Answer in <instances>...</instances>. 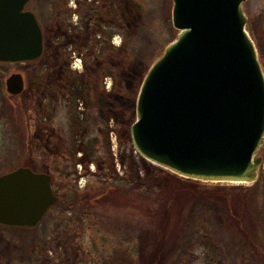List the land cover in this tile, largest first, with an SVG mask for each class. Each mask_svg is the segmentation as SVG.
<instances>
[{"label": "rangeland", "instance_id": "1", "mask_svg": "<svg viewBox=\"0 0 264 264\" xmlns=\"http://www.w3.org/2000/svg\"><path fill=\"white\" fill-rule=\"evenodd\" d=\"M152 1L144 0L149 5L144 9L134 0H32L29 5L47 34L40 60L43 70L39 73L34 61L0 62V175L20 166L53 175L57 167L49 142L40 144L35 127L41 109L38 89L44 83L48 99L51 95L62 100L74 96L73 114L62 108L64 114L81 119L87 105L95 113L78 127L72 121L67 125L63 114L58 121L65 129H57L64 138H59L60 151L75 159L76 174H84L77 182L78 193H86L89 200L76 205H71L72 200L57 202L35 227L0 224V264H74L66 241L75 222L79 233L76 247L84 254L78 264H264V223L259 221L258 207L262 206L256 203L257 188L243 189L251 196H239L234 189L252 188L255 182L198 184L135 150L131 129L137 118L141 85L169 44L154 59L150 55L155 49L152 37L139 33V24L156 0ZM157 7L161 20L154 28L153 39L165 36L164 39L175 40L179 30L173 26L169 33L165 26L169 17L172 20L173 0H158ZM260 7L261 0L243 4L250 16L247 28L264 68ZM85 19L88 33L85 38L74 39L82 46L79 51L73 42L77 33L74 27L76 21L84 23ZM142 42L146 46L142 51L136 50V43ZM124 51L130 56L122 63ZM77 57L86 63L85 70L81 66L71 68L70 61ZM51 67L53 77L65 78L52 88L48 85ZM17 72L24 73L26 80V89L19 95L10 93L6 83ZM97 118H104L105 123L99 129L96 124L97 130H92ZM257 157H264V144ZM61 168L69 172L67 166ZM258 174L264 180L261 166ZM64 177L59 180L56 193L72 199L77 195L67 192ZM141 181L146 185L155 183L159 196H141L137 192ZM244 196L251 202L247 200L246 204ZM77 243L74 240V246Z\"/></svg>", "mask_w": 264, "mask_h": 264}, {"label": "water", "instance_id": "2", "mask_svg": "<svg viewBox=\"0 0 264 264\" xmlns=\"http://www.w3.org/2000/svg\"><path fill=\"white\" fill-rule=\"evenodd\" d=\"M32 0H0V62L35 61L44 34ZM245 0H173L179 30L145 76L131 134L136 151L185 178L258 179L264 144V68ZM12 94L23 74L6 81ZM53 177L28 166L0 175V224L31 228L57 203Z\"/></svg>", "mask_w": 264, "mask_h": 264}, {"label": "flooded vegetation", "instance_id": "3", "mask_svg": "<svg viewBox=\"0 0 264 264\" xmlns=\"http://www.w3.org/2000/svg\"><path fill=\"white\" fill-rule=\"evenodd\" d=\"M249 0H245L244 4L246 5V3L248 2ZM77 8H78V5H77ZM80 11L79 8L76 9V12ZM37 15V14H36ZM38 17V15H37ZM249 14H248V11H247V23H248V20H249ZM39 19V18H38ZM74 19V18H73ZM77 19H79V16H77ZM87 19V18H86ZM86 19L84 20V23H83V20L82 21H76L77 23H75V27H74V31H77V33H75V35L73 36V40L75 39L76 37V40L77 39H80V38H85L84 37V34H87V29H88V22L86 21ZM264 20V0H261V7L259 9V22H260V28H261V31L264 33V27L262 29V26L264 24H262ZM40 22V20H39ZM80 23V24H79ZM41 24V22H40ZM41 27H42V30H43V34H44V51H43V54L40 58H38L37 60L34 61V63H37L36 65V69L39 70V73L42 72L43 70V67H41V62L40 60L43 58L44 56V52H45V39H46V31L43 29V26L41 24ZM59 28H62L61 26H58ZM83 28V30L81 31L80 29ZM263 33H260V35H262V38H264V34ZM77 46H76V49H78L79 51H82V46L77 44L76 41L74 40L73 41ZM83 44V43H82ZM79 53V52H78ZM260 54L262 55V57H264V40L262 39L261 40V44H260ZM84 55V54H83ZM74 57H72L73 59ZM75 59V58H74ZM80 62V63H79ZM81 64V65H80ZM70 66L72 69H75V68H79L80 66L82 68H86V63H84V61L82 62V58H76L75 61H70ZM53 68L51 67L50 68V77L48 78V82H49V87H54L57 85H59L61 83L62 80L64 79H56L55 77L52 76L53 74V71L54 69L52 70ZM20 73V72H19ZM23 74L24 76V73H21ZM63 78V77H62ZM42 80L45 79V78H41ZM24 80H25V76H24ZM44 82L46 81L43 80ZM46 84H40L39 86V89H38V93H39V98L41 99L40 101V107L41 109L39 110L38 112V116L36 117V121H35V127H36V130L38 132V135H39V141H40V144H46V140L49 142V145H50V148L51 150L53 151V154H54V158H55V165L57 167H55V169L53 170V187H54V190H55V193H56V188L58 186V182L59 180H62V176L63 175H67V174H71L72 177L74 178V181L76 182V184H78V180L79 178L81 177L82 179L84 178V174L83 172H81L80 174L81 175H78L75 173V170L73 169L74 167V158L72 157V155H67L66 153H63L62 151H60V148L62 147V142H59V138L60 139H63L64 138L61 136L58 135V131L57 129H60V130H64L65 128L63 127L62 124H59V116L63 115L64 112L62 111V108L64 109V111H68V112H72L73 114V109H75L76 107V104H74V96H70V98H65L64 100H62L60 98H57L53 95H51V98L48 99V94H47V90H45L47 87L45 86ZM26 89V80H25V87H24V90L21 92L23 93ZM20 93V94H21ZM19 95V94H17ZM53 97V99H52ZM76 98V97H75ZM77 99V98H76ZM50 102V103H49ZM48 107H52V110H50ZM86 108H84L85 110V113H83V117L80 119L79 116H74V115H70L68 116L67 114H64L65 118H66V124L68 125V122H69V125L70 122L72 121V123H76V127H78L79 125H81L82 123L86 122V121H90V119L92 118V116L95 114V113H92L90 112L91 110H88V105L86 106ZM79 109H81L79 107ZM59 112H62V113H59ZM77 113H79L77 111ZM64 116H61V117H64ZM103 123V124H102ZM105 123V119H99L97 118L96 122H92V130L96 129V124H97V127L98 129L100 128V125L102 124V126L104 125ZM75 125V124H74ZM97 130V129H96ZM88 131V130H87ZM89 132V131H88ZM62 140V141H63ZM73 147H71L72 149ZM91 156H88L89 160L91 159L90 158ZM61 165H65L67 166V168H69V172L67 173V170H63L62 171V168H61ZM261 168L263 169V173H264V157L262 158L261 160ZM260 179V178H258ZM261 180V179H260ZM264 180H262L263 182ZM264 183V182H263ZM57 197H58V201H60V196L58 193H56ZM73 225V228H69V235L71 236L70 238H68V241H66V244H67V248H70L69 249V252L70 254L72 255L71 259L73 260L74 264H78L79 262V259L81 258H84V254H83V250L82 249H79L77 248L76 246L79 244V233L78 231H76V226H77V223H72ZM74 240H76V242L78 241V243L74 246ZM70 245V247H69ZM247 254L244 255V257H246ZM96 262V261H95ZM101 263H103V260L101 261Z\"/></svg>", "mask_w": 264, "mask_h": 264}, {"label": "trees", "instance_id": "4", "mask_svg": "<svg viewBox=\"0 0 264 264\" xmlns=\"http://www.w3.org/2000/svg\"><path fill=\"white\" fill-rule=\"evenodd\" d=\"M134 1L137 2L141 6L142 9L146 8V6H149L146 2H144V0H134ZM153 2H154V0L152 1V3ZM157 2H158V0H156L153 3L154 6L152 7V9L148 10L147 15H146V19L145 20L143 19V21L139 24V33L141 34V36L145 37L146 35H149V38L152 37L153 46H154L155 49L154 50L152 49L150 55L154 59L157 58L159 55H161V53L163 52V49L167 45V43H171L173 41V39H174V38H170V37H167L166 39H164L165 36H163L162 39H153V37H156V36H154V28L158 25V23H160L159 20H161L160 19V15H159L160 8L157 7ZM165 26L169 29V33L170 32L172 33V30H174V28H173V23H172L171 17H169L166 20ZM145 43L144 42H142V44L141 43L140 44L136 43L137 44L136 50L142 51L143 50L142 48L144 46H146ZM133 44H135V42ZM129 45H131V44H129ZM124 48H125V46H123L120 49H124ZM129 56H130V54L128 55V51L127 52L124 51L121 54L122 63ZM122 66H123V64H122ZM121 68L122 67H120V69ZM62 177H64V176H62ZM66 177H67V179H66ZM64 178L66 180L65 187H66L67 192L68 193H74L77 196L73 197L72 199H70L69 197L68 198H66V197L64 198V197L60 196V201H62V200L64 201L65 200L66 202H69L68 200H72L71 205H74V204L76 205V204H79V203L80 204H85L86 201L89 200L88 195L86 193L83 194V195L78 193V191H80V190L78 189V185L74 181V178L72 177V175L69 173ZM194 181H196L199 184V182L197 180H194ZM154 184L150 183L149 185H146V182L141 181L139 183L140 186L138 185L139 187H138L137 192H139L141 196L157 198L159 196V194H160V190ZM252 186H253L252 188L251 187L244 188L243 186H238V187H234V189H237L239 196H241V195H245L246 194V193H244L243 189H246V190L248 189V191H252V189L257 188V192L258 193L256 194V203L258 204V206H259V204H261V206H262L261 208H260V206L258 207L259 211H260V213H259V215H260L259 221L264 223V183L260 179H258L254 183V185H252ZM90 188H91V185H89V189ZM183 190L187 191L184 188H183ZM78 194H80V195H78ZM249 194L250 193H247L246 195H249ZM194 196H195V193H194ZM249 196H251V195H249ZM219 197H221V195ZM223 199L225 200V198H223ZM244 200H245L244 202H246V204H247V200H249V203L251 202L250 198H248V197L245 198V196H244ZM228 208H229L228 206H225V209H228ZM225 212L226 211H224V213ZM224 213H222V214H224ZM222 217H223V215H222ZM263 230H264V228H263ZM243 247H245V246H243ZM243 247H242V249H243ZM247 248H248V244H247ZM158 258H159V255L157 256L156 260Z\"/></svg>", "mask_w": 264, "mask_h": 264}]
</instances>
